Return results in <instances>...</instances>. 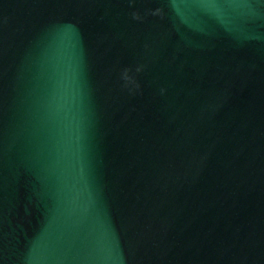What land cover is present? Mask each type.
Here are the masks:
<instances>
[{"label":"water","instance_id":"water-1","mask_svg":"<svg viewBox=\"0 0 264 264\" xmlns=\"http://www.w3.org/2000/svg\"><path fill=\"white\" fill-rule=\"evenodd\" d=\"M0 264H264V0H0Z\"/></svg>","mask_w":264,"mask_h":264}]
</instances>
